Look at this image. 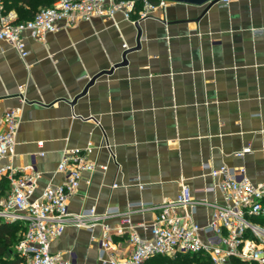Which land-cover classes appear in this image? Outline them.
<instances>
[{"label":"crops","instance_id":"obj_1","mask_svg":"<svg viewBox=\"0 0 264 264\" xmlns=\"http://www.w3.org/2000/svg\"><path fill=\"white\" fill-rule=\"evenodd\" d=\"M57 0H0L4 13L39 11ZM136 6L131 20L122 13L94 17L46 35L28 38L26 58L0 40V111L18 110L14 157L0 158L26 168L37 155L40 174L35 197L61 185L58 165L73 150H92L87 159L107 170L84 171L69 200L74 217L95 209L117 214L92 229L70 225L51 246L75 251L78 264H102L109 255L132 252L129 234L150 238L157 208L176 198L183 184L196 201L223 204L222 193L204 169H245L264 184V0H231L227 5L168 2L145 19ZM128 64L116 67L123 54ZM127 45V48H124ZM99 76L87 93L91 79ZM24 99V102L22 100ZM250 147L244 156L236 153ZM117 187H114V185ZM9 182L1 183L6 196ZM213 207L196 205L194 219L206 224ZM103 224L113 249L100 252Z\"/></svg>","mask_w":264,"mask_h":264},{"label":"built area","instance_id":"obj_2","mask_svg":"<svg viewBox=\"0 0 264 264\" xmlns=\"http://www.w3.org/2000/svg\"><path fill=\"white\" fill-rule=\"evenodd\" d=\"M231 0H221L227 5ZM167 1L153 5L143 0L139 19H145L158 7H166ZM136 4L132 0H57L52 6L39 10L32 19L18 21L4 13L0 2V40L10 44L23 58L29 55L28 38L43 42L46 35L58 32L65 26L94 17H110L122 13L132 19ZM127 48V45H124ZM24 102V99L22 100ZM20 118L18 110L0 111V158L14 157ZM92 150L89 143L85 151L73 150L58 165V171L66 174L61 185L47 187L39 198L35 197L40 174L37 172V155L26 168L12 164L0 167V222L20 223L26 232L16 246L24 264H78L75 251L53 252L52 243L64 234L68 226L92 229L101 219L117 214L108 210L98 216L95 209L83 211L74 217L69 210V200L80 186L82 173L97 168L87 155ZM252 152L250 147L236 153L244 156ZM204 169L211 177L221 176L217 185L205 189L214 193L219 190L223 204L195 200L191 188L183 184L176 198L164 202L157 208L158 215L150 225V238L135 232L129 234L132 252L126 258L113 255L102 258V264H145L155 256L174 257L178 254H204L210 264H264V184H254L246 170L232 172L226 166ZM9 182L6 196L1 194V183ZM114 187H117L115 184ZM210 205L213 213L206 224L194 219L196 205ZM113 249L110 227L103 224L100 252L108 254Z\"/></svg>","mask_w":264,"mask_h":264},{"label":"trees","instance_id":"obj_3","mask_svg":"<svg viewBox=\"0 0 264 264\" xmlns=\"http://www.w3.org/2000/svg\"><path fill=\"white\" fill-rule=\"evenodd\" d=\"M136 6L141 8L143 0H132ZM160 0H149L153 5H157ZM16 3L17 0H14ZM50 7V6H49ZM21 16L19 21H27L34 17L38 11L18 10ZM264 223V219L260 220ZM26 232L25 227L20 223L0 222V264H24L22 258L16 251L18 242ZM145 264H210L209 259L204 254H178L174 257L155 256L145 262Z\"/></svg>","mask_w":264,"mask_h":264},{"label":"water","instance_id":"obj_4","mask_svg":"<svg viewBox=\"0 0 264 264\" xmlns=\"http://www.w3.org/2000/svg\"><path fill=\"white\" fill-rule=\"evenodd\" d=\"M164 1H167V2H173V3H182V4H188V5H195V6H203V5H208L209 6H212L214 4H217L219 3L221 0H164ZM135 26L137 28V31H138V35H137V45L134 49L132 50H128L126 52H124L123 54V61L116 65V67H122V66H126L128 64V60H127V54L132 52V51H136V50H139L141 48V37H142V30H141V27H140V24L139 22H136L135 23ZM113 72V69L110 70V71H105L99 75H96L94 76L91 81L88 83V85L85 87L83 93H81V95H79L78 97H76V99H74L73 102H71V105H74L76 104V102L78 101L79 98H81L82 96H84L88 89L95 83L96 79L103 75V74H111Z\"/></svg>","mask_w":264,"mask_h":264}]
</instances>
